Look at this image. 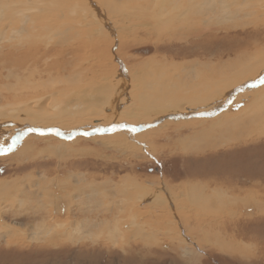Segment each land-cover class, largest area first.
<instances>
[{"label": "rangeland", "instance_id": "obj_1", "mask_svg": "<svg viewBox=\"0 0 264 264\" xmlns=\"http://www.w3.org/2000/svg\"><path fill=\"white\" fill-rule=\"evenodd\" d=\"M66 1L37 4L40 39L52 51L44 58L65 63V79L77 71L82 84L68 98L96 106L98 120L88 131L81 129L84 122L57 125L71 139L33 132L11 154L0 156V179L16 186L0 194L1 218L13 227L0 237V264H264V123H257L264 120V101L261 110L247 109L262 90L188 103L189 110L206 109L211 116L204 119L168 114L153 123L146 121L151 112L137 113L139 81L150 73L163 74L164 82L179 87L199 83L202 88L210 74L240 72L264 49V0L232 5L209 28L206 19L212 14H197L196 20L179 23L180 35L171 37L150 29L163 8L151 0H102V18L98 12H82V3L74 8ZM107 21L119 31L116 42L111 43ZM189 30L199 32L185 34ZM120 40L125 44L115 53ZM122 74L130 91L110 121L134 125L137 131H91L109 128L110 106L97 90L106 83L110 88ZM6 87L0 81V89ZM186 88L181 94L189 92ZM75 128L81 130L75 133ZM8 132L0 145L10 142ZM57 140L67 149L53 153L60 146ZM134 184L159 193L166 203L139 200Z\"/></svg>", "mask_w": 264, "mask_h": 264}, {"label": "bare ground", "instance_id": "obj_2", "mask_svg": "<svg viewBox=\"0 0 264 264\" xmlns=\"http://www.w3.org/2000/svg\"><path fill=\"white\" fill-rule=\"evenodd\" d=\"M159 1L160 0H151V3L154 2L155 6H161L163 8L156 11V13L160 14L156 19L160 21H156L157 25L150 26V29L153 31L157 30V34L159 35L162 34L163 36L169 37L180 35V33H178L179 28H177L178 24L189 23L194 19L196 20L197 14H212L210 18L208 17L206 19L207 23L205 26L209 28L216 16H226L231 12L232 5H243L244 3L243 0H169L170 2L161 0L164 3ZM40 2L41 0H0V81L7 85L6 90L2 91L0 89V137L6 131H9L8 138H11L13 135L20 133L31 125V127H40L41 129H57V125L64 124L68 121L76 123L77 125L84 122L81 129L86 131L89 127L93 126L92 122L98 120L95 119L97 114L94 109L96 106L79 104L75 101H71V98L70 100L68 98L70 92L79 88V85L82 84H80L78 80L79 75L77 71L72 70L70 74L73 76H69L68 78L70 79H65L64 76L61 75L65 72V63L62 65L56 58L50 60L51 58H49V56L44 58L47 54L52 53V51H50L49 45H43L41 42L42 39H40L39 22L41 16L38 13L39 9L37 6ZM107 2H109V0L105 1V3ZM66 3L69 7L74 8L82 3L84 5L82 12H86L87 10L93 11V13L98 12L99 18H102V15H104L100 11L101 8H104L102 6V4L104 5L102 0H67ZM167 12H171L169 18L165 17ZM158 14H155V16ZM101 22L104 23V19H102ZM109 22L107 21V25L110 30L109 32L113 34L111 38L112 43L118 40L119 31L116 33L113 29V24L111 25ZM141 27H143L142 30L146 29L147 32H149L148 27ZM89 29L90 28L86 29L88 35ZM192 30L187 31L185 34L194 36L199 32L193 33ZM48 43L54 47L55 43ZM124 44L125 41L120 40L117 43L118 47H116L115 53L116 51H120ZM103 45L105 48L108 47L106 42ZM90 48L91 50L95 49L94 46ZM157 65H159V63H157ZM241 68L242 70L240 72L238 71L233 76L218 75L219 77H215L211 76V74L206 76V81L201 83L203 85L202 88L197 87L199 83L190 85L187 88L185 84L182 83V86L179 87L174 81L164 82V78H161V76H163L162 73V75L158 73V76L150 73V76L152 75L150 78L139 81V89L141 92L137 97V101L141 106L137 113L139 116H144L147 111L148 113L151 112V115L146 118V121L153 123L159 121V118L157 119L156 117L166 119L164 117L168 114H173L170 118L177 117L176 119H180V117L184 115L197 114L204 115L202 117L196 116L199 117V119H204L207 117L206 115H210V113L204 112L206 109L189 110L187 109L188 103L200 105L205 102H215L220 97L222 99L227 97V100L231 97L234 99L242 92L254 88L262 91L256 94V98L247 106V109L251 111L261 110L262 101H264L263 85L253 87V85L259 82L258 80L256 82L252 81L256 80V78L264 72V49L248 59ZM148 69L147 71L149 72ZM146 73L147 72H143L142 74L145 75ZM247 76H250V78H245ZM52 77L58 79L51 80ZM44 78L47 80L45 81ZM127 81L125 74H122L116 78L115 84L110 88L106 86L107 83L105 82L106 84L103 85L104 88L97 90L105 94V101L103 102L105 105L110 106V111H108V122L105 124H110L108 127L118 123L117 120L113 122L112 120L110 121V119L112 116L118 115L119 109L122 111L120 103L124 100V95H128V91H130L128 90ZM58 83L61 84L59 85ZM185 88L190 89L189 92L187 91V93L181 94ZM217 94L220 95L216 96ZM83 95L86 98H91L90 95L85 92H83ZM56 98H59V100L55 101L54 99ZM47 103H49V105H47ZM41 105L42 109L40 108ZM62 105L67 106V109L62 107ZM211 114L214 115L213 113ZM177 115H180V117ZM129 123L132 124L131 122ZM257 123L260 125L264 123V120H257ZM76 129L77 128L73 130L75 133L81 130L79 128ZM91 131H99V129L94 128V130ZM61 132L68 134V131ZM31 135L35 134L28 133L25 137ZM39 135L40 134L37 133L35 136L41 137ZM61 137L66 138V136ZM193 138H195V135L190 139L192 140ZM187 139L190 140L189 138ZM57 143L60 144V146H57V148L54 147L53 151L51 149L53 153L64 150L62 148L67 149V144L62 140H57ZM20 153L21 152H19V155ZM12 181L13 180H11L10 184L9 180L0 179V194H3V191L8 187L15 186L12 185V183H14ZM38 183L40 182L38 181ZM134 185L136 186V184ZM14 188L16 189V186ZM135 189H138L135 196L138 197L139 200H146L147 203H153L154 205H163L166 203V199L160 196L159 193H152L147 190L146 187L136 186ZM53 217L51 213L50 218ZM66 225H61L63 231L67 229V227H65ZM12 229L13 227L9 223L4 222L0 215V237H7L9 231ZM66 233H68V231ZM6 241H8V238H6Z\"/></svg>", "mask_w": 264, "mask_h": 264}, {"label": "snow or ice", "instance_id": "obj_3", "mask_svg": "<svg viewBox=\"0 0 264 264\" xmlns=\"http://www.w3.org/2000/svg\"><path fill=\"white\" fill-rule=\"evenodd\" d=\"M259 84L264 85V75H261L258 80ZM255 86V85H253ZM230 102V101H229ZM118 129H127L129 132L134 133L137 131V127L134 125H127V124H120V125H112L107 129H101L99 131H116ZM37 132L41 135L47 134V133H52L57 136H66V138L71 139L72 137L70 135H67L65 133H62L59 129L55 128H48V129H41V128H36V127H27L23 131H21L18 134H15L11 137L10 142L5 141L4 145H0V156H7L11 154L18 144H20L23 140V138L28 134V133H33ZM81 135H89L87 132H82Z\"/></svg>", "mask_w": 264, "mask_h": 264}, {"label": "crops", "instance_id": "obj_4", "mask_svg": "<svg viewBox=\"0 0 264 264\" xmlns=\"http://www.w3.org/2000/svg\"><path fill=\"white\" fill-rule=\"evenodd\" d=\"M209 113V112H208Z\"/></svg>", "mask_w": 264, "mask_h": 264}]
</instances>
